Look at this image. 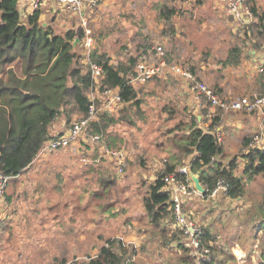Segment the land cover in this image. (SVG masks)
<instances>
[{"label":"rangeland","instance_id":"1","mask_svg":"<svg viewBox=\"0 0 264 264\" xmlns=\"http://www.w3.org/2000/svg\"><path fill=\"white\" fill-rule=\"evenodd\" d=\"M181 3V0H109L108 4H100L91 14V22H88L94 46L110 54L113 64H129L130 57L137 61L145 53L153 56L151 48L160 45L169 63L190 70L191 67L195 68L196 75L209 87L212 88L219 79L224 93L220 97L263 93L254 88L258 86L256 77L261 70L246 74L238 67L224 68L221 64L229 49L242 45L244 38L241 31L235 32L234 29L233 32L225 13L219 16L208 2L186 6ZM172 4L177 7V15L170 21L161 18L159 12L162 7ZM255 4L260 11H264V0H255ZM54 8L55 13L50 10L40 19L42 23H48L56 34L78 27L76 16H70L57 6ZM170 25L173 26L172 30ZM81 46L78 51L82 50ZM243 51V58L247 56L245 62L242 61L245 67L246 61L249 62V51L245 47ZM222 73L224 75L221 77ZM134 87L135 100L139 104L134 100L122 105L116 112L108 113L113 122L101 130L109 135L111 149H122L127 153L123 172L117 174L109 155L99 147L88 145L83 137L67 148L54 150L45 156L39 153L31 169L39 171L37 175H40L41 181L38 183H46L41 187L43 198L40 199L50 201V204L33 211L22 208L24 221L27 219L25 228L39 232L38 219L45 220L47 228L56 226L57 220L70 222L74 218L81 224L95 220L100 240L112 237L123 241L128 249L126 257L129 264H179L177 258L181 252L175 248L174 238L170 236L172 231L169 230V235L153 226L143 210L142 200L160 172L162 163L169 159L172 141L181 136V131H176L174 127L184 130L197 114L205 112L197 108L187 82L178 75L164 72ZM100 104V101L96 104L94 119L103 113L99 109ZM239 114L243 116L246 113L229 111L220 117V110H217L214 117L218 118V126H225L223 130L226 136L222 144L229 151L220 159L224 164L234 155L239 159L236 174L244 180V194L241 198L214 199L210 196L202 198L196 193L185 199L184 208L193 215L198 226L216 234L217 248L222 249V252H218L220 258L229 257V251L238 246L245 255L242 264H264V248L261 247L264 230L254 231L251 228L254 221L252 213L255 214L259 206L264 207V173L252 178L243 174L245 161L241 153L248 151V147L244 148V137L247 135V138H251L256 129L240 133L227 123ZM81 116L74 113L71 121ZM212 119L205 121L202 127L213 125ZM69 123H65L66 127ZM43 157H47L46 163L41 160ZM25 173L8 180L6 196H10L13 188L20 189ZM105 180L111 182L103 189L100 183H105ZM59 183L61 188L56 187ZM58 199H74L68 203L75 207L63 208L59 205L61 202L56 201ZM27 202L31 205L30 201ZM21 219L19 215L18 221ZM23 222L18 225H23ZM169 225L171 229L174 228L172 223ZM1 234L0 228V264H58L66 255L65 249L72 244L67 239L60 245L53 243L56 240H50L47 245L51 252L48 251L47 256L42 252L45 246H41V240L30 239L31 233L25 237L22 235L23 238L9 234L4 239ZM53 236L58 237V234ZM180 237L185 238L184 235ZM91 243L94 241L84 240L81 248H75L77 255L74 256L77 259L95 256L94 252L86 250ZM68 253L66 258L71 260ZM221 264L237 262L226 260Z\"/></svg>","mask_w":264,"mask_h":264},{"label":"trees","instance_id":"2","mask_svg":"<svg viewBox=\"0 0 264 264\" xmlns=\"http://www.w3.org/2000/svg\"><path fill=\"white\" fill-rule=\"evenodd\" d=\"M248 2L254 14L250 35L242 34V45L229 49L221 61L224 68L239 66L247 41L264 47V11L258 9L255 0ZM177 12V7L172 4L163 6L159 14L161 18L170 21ZM40 14V10H34L22 19L17 0H0V173L9 178L23 173L38 157L43 143L52 137L51 126L57 119L69 123L74 113L85 116L88 112L87 90L91 78L88 71L84 70L83 49L78 51L84 30L78 25L75 29H66L63 34H56L48 23L44 25L40 21ZM170 29H173L172 25ZM76 39L79 41L74 43ZM91 60L103 68L104 85L119 88L123 105L136 99L135 87L129 82L135 58L130 57L129 64H113L108 53L94 46ZM191 71L195 72V68L191 67ZM256 78L262 88L260 92L264 93V65ZM212 88L218 94L221 91L217 84ZM135 103L139 104V101L135 100ZM212 120L213 125L208 126V129L199 127L196 117L184 130L174 127L176 131H181V136L172 141L173 149L169 159L142 200L143 210L153 226L169 235V230L172 231L170 236L174 238L175 248L181 252L177 258L179 264L235 261L232 251H229V257H219L218 252H222V249L217 248L216 234L203 226L200 239L203 245L210 247V259L200 261L192 256L189 248L181 241L183 232L177 228L171 229L169 225L172 223L170 200L168 193L162 190V176L175 172L179 166L191 161L193 172L202 170L200 181L205 189L202 198L209 196L219 180L229 186L227 198L242 197L245 192L244 180L236 174L239 159L234 155L227 164L222 162L220 158L224 155V147L215 136L219 121L217 117ZM109 122H113V118L103 112L91 120L88 127L93 132L108 135L101 130ZM249 142L250 138L244 139V148L249 149ZM241 155L245 161V176L252 178L264 173V152L249 149ZM108 182L111 181L100 183V187L106 188ZM256 210L255 214L252 213L254 221L251 228L254 231L264 230V207L259 206ZM261 247L264 248L263 241ZM127 252L120 238L106 237L95 256L77 259L73 255L71 260L63 256L58 264H129Z\"/></svg>","mask_w":264,"mask_h":264},{"label":"built area","instance_id":"3","mask_svg":"<svg viewBox=\"0 0 264 264\" xmlns=\"http://www.w3.org/2000/svg\"><path fill=\"white\" fill-rule=\"evenodd\" d=\"M103 1L105 0H17V6L20 17L24 19L32 11L41 10V7L45 3H49L53 7L57 6L65 13H69L70 16H76L79 26L84 30V37L81 41L83 49L82 62L91 78V84L87 90L89 101L88 112L85 116L72 120L60 134H56L46 140L42 145L40 153L46 155L54 150L67 148L83 137L88 145L99 147L102 152L107 153L112 161L115 172L121 174L126 166L127 153L122 149H111L108 135H104L101 132H93L88 127L89 122L95 118L98 101L101 103L99 109L109 114L116 112L123 105L119 88L104 85L103 68L91 60L94 37L88 27V22L90 21L91 13ZM218 3L224 10L233 29L239 30L242 34L245 33L249 36L250 25L254 21V14L248 0H219ZM151 49L154 51L153 56L145 53L140 55V59L136 61L133 75L129 80L132 85L145 83L167 72L171 75H178L187 82L190 94L196 102L197 108L205 112L203 118L206 121H210L215 116L217 110L223 112L256 113L264 117V93H250L239 97H220V94L196 75V72H192L188 67L169 63L160 45ZM263 65L264 57L258 65L259 70L263 68ZM204 129H208V126ZM224 135L223 130L215 128V136L218 142L223 143ZM249 149H257L260 152H264L263 133H253L250 138ZM164 163L161 165L162 168L165 166ZM190 164L191 161H187L184 165L178 167L175 172L163 175L162 181L164 186L162 190L167 192L169 196L172 225L174 228L181 230L185 236V238H182V242L189 248L190 254L196 257V259L200 261L208 260L211 251L209 246L201 243V225L199 227L193 215L188 213L184 208L185 199L198 193L193 188L188 177L187 170L190 168ZM8 179V176L0 173V226L7 217L6 186ZM228 192V184L223 180H219L209 196L214 199L218 197L223 198L226 197ZM232 254L237 264H242L245 261L244 252L240 247L234 246Z\"/></svg>","mask_w":264,"mask_h":264},{"label":"crops","instance_id":"4","mask_svg":"<svg viewBox=\"0 0 264 264\" xmlns=\"http://www.w3.org/2000/svg\"><path fill=\"white\" fill-rule=\"evenodd\" d=\"M109 0H105L103 1L101 4H108ZM176 1H180V0H176ZM182 6H186V5H190L191 3H196V4H200V3H204V2H208L209 5L215 10V12L221 16L220 13H224V10L221 8V6L219 5L218 1L219 0H181ZM107 2V3H106ZM46 6H49L47 9L43 11H41L43 8H46ZM180 8V7H178ZM41 14H40V19L43 18L45 16L46 13H48L50 10L52 12H56V10L54 9L53 5L49 4V3H45L42 7H41ZM93 13V12H92ZM91 13V14H92ZM92 18V16L90 15V19ZM91 22V21H90ZM230 24V23H229ZM239 31V30H238ZM235 31V32H238ZM234 32V29H233ZM246 47L249 51L248 54V60L249 62L246 61V66L243 67L242 63L245 62L246 57H244L241 61V63L239 64L238 69L243 70L246 74H248L249 72H251L250 74H252L254 71L259 70L258 69V65L261 61V59L264 57V47H258L257 45L254 44H250L248 41L245 43ZM252 47V48H249ZM109 57L111 58V62L114 63L113 57L110 56V54H108ZM222 64V63H221ZM242 67V68H240ZM235 68V67H234ZM224 74L222 73V75H220L221 77ZM222 79V78H220ZM217 84L218 88L221 90L219 92L220 95L224 94L223 93V89H222V84L219 82V79L213 83ZM257 87H254L256 89H262L259 85V83H257ZM231 97V96H230ZM194 100V99H192ZM201 112V111H200ZM217 112V111H216ZM232 112V111H231ZM227 112H223L220 111V117L223 116V114H225ZM242 113H246L245 115H240V116H236L234 118H230L227 123L230 126L235 127L236 129L239 130L240 133H244V132H249L251 130H255L258 131L259 133H263L264 135V117L260 114H256V113H247V112H242ZM196 118L199 122L198 126L202 127V125H204L205 123V119L203 118V113L201 112L200 114L196 115ZM221 120V118H220ZM228 125V126H229ZM66 125L65 122L63 120L57 119L51 126V135L54 136L56 134H60L61 132H63V130L65 129ZM225 128V126H218L217 129H221L223 130ZM224 131V130H223ZM255 131V132H256ZM225 135L224 138L226 136V131H224ZM223 138V141H224ZM247 138V135L246 137ZM228 150L224 148V155L228 154ZM45 156V155H42ZM39 157V156H38ZM42 161H45V163L48 161L47 157H43V159H41ZM34 162V161H33ZM33 164V163H32ZM31 164V165H32ZM31 165L24 171L26 172L24 175V178L22 180V182L20 183V189L16 190V188H13L12 190H10V196L13 197L14 199H12L10 196H7V203H8V209H7V217L4 220L3 224L0 226L1 231H2V237L3 239L5 237H7L9 234L12 235H16L18 238H23L22 235H24V237L28 234H32V237L30 239H38L41 240V246L44 247V251L42 249V247H40L42 249V252H44V254H46L48 256V251H50L48 249V243H50V240H56L53 241V243H57L58 245L61 244L62 241H64V239H67L69 241H71V246L67 247V249H65L66 251V255L67 253L72 250L70 253H68L69 255L73 256V255H77V252H75V248H81V246H83L84 240H92L94 241V243H91L90 246L88 247V249L86 250H91L92 252L97 253L99 246H101L103 244V242L105 241V238H103L102 240H100L99 238V234L96 232L97 230V225L95 220H88V222L86 223H80L78 222V220L75 221V219H71L70 222H65L64 220L62 221H56V226H52L51 228H47L46 227V222L44 221H39V232L36 231H32V228H25L26 224L25 222L27 221V219L24 221L25 217L22 216V214L24 213V211H22V208L27 207L28 210H35L38 208H41L43 205L48 206L50 204V201L47 200H43L40 199V197H42L41 195V189L43 190L42 185L44 186L46 183H38L40 178V175H37L39 173V171L36 170H32L31 169ZM22 175L19 174L18 176L14 177V178H19ZM13 178V179H14ZM10 179V178H9ZM8 179V180H9ZM8 184V183H7ZM56 187H60L61 188V184L59 183V185L56 184ZM61 191V190H60ZM38 195V196H36ZM25 198H28L27 201H30L31 205L28 204V202L25 200ZM43 198V197H42ZM72 200H61L58 199L56 201L61 202V204H59L61 207L65 208V207H75L74 205L68 203L73 201ZM53 201V200H52ZM67 202V203H66ZM41 203V204H40ZM69 204V205H66ZM78 206V205H77ZM19 215L22 217L21 221H18V217ZM24 221V222H23ZM24 223L23 225H18L19 223ZM54 234H58V237L53 236ZM98 234V235H97ZM98 239L99 241H101V245L98 246ZM182 241V239H181ZM55 245V244H54ZM176 245V243H175ZM51 252V251H50ZM39 254L42 256L43 254H41L39 252ZM54 255V254H53ZM65 255V257H67Z\"/></svg>","mask_w":264,"mask_h":264},{"label":"water","instance_id":"5","mask_svg":"<svg viewBox=\"0 0 264 264\" xmlns=\"http://www.w3.org/2000/svg\"><path fill=\"white\" fill-rule=\"evenodd\" d=\"M44 25H45V24H44ZM78 41H79V40L76 39V40L74 41V43H77ZM201 172H202V170H199V171H197V172H193V171L191 170V168H188V170H187L188 177H189V179H190V181H191V183H192L193 188H194L199 194L203 195V194L205 193V189H204V187L202 186L201 181H200V175H201Z\"/></svg>","mask_w":264,"mask_h":264}]
</instances>
